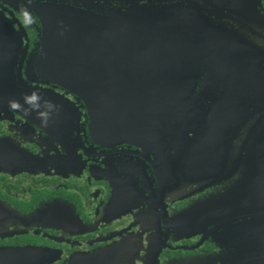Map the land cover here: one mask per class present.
<instances>
[{
    "label": "flooded vegetation",
    "instance_id": "af4514ba",
    "mask_svg": "<svg viewBox=\"0 0 264 264\" xmlns=\"http://www.w3.org/2000/svg\"><path fill=\"white\" fill-rule=\"evenodd\" d=\"M85 1L115 13L167 5L178 19H193L182 25L207 19V25L236 29L235 37L214 38L211 43L220 45H206L204 56L236 49L264 62V0ZM76 2L82 6L80 0H0V25L10 36L0 37V74L9 76L0 84V250L32 248L46 254L44 264H71L111 249V264H148L151 246L159 243V264H251L252 257L239 251L264 248V232L254 229L264 198L255 187L249 195L239 192L256 186L252 160L230 154L227 165L218 164L226 152L204 148V134L194 129L181 133L180 149L177 133L167 134L165 125L137 143L102 124L113 118L95 120L83 101L49 76L55 66L38 62L43 24L31 7ZM258 39L260 48L252 44ZM258 64L237 66L264 74V63ZM183 220L186 231L179 229Z\"/></svg>",
    "mask_w": 264,
    "mask_h": 264
},
{
    "label": "water",
    "instance_id": "95a60500",
    "mask_svg": "<svg viewBox=\"0 0 264 264\" xmlns=\"http://www.w3.org/2000/svg\"><path fill=\"white\" fill-rule=\"evenodd\" d=\"M80 1L81 7L77 2L38 3L30 9L43 24L38 62L55 66L49 76L83 101L95 120L113 118L102 124L129 133L137 143L158 135L159 125H165L167 134L177 133L175 142L180 149L181 133L194 129L204 134L200 139L204 148L226 152L218 164L227 165L230 154L247 164L252 165V160L258 181L256 186L239 187L240 196L249 195L255 187L256 196L264 198V74L250 67L239 71L237 66L264 62L250 51L237 54L235 49L215 58L204 56L203 51L208 44L220 45L211 43L214 38L237 36L236 29L207 25V19H196L200 25H182L179 22L193 19L184 15V20L178 19L172 7L156 3L115 13ZM4 29L0 25L3 41L10 37ZM223 65L234 74L222 70ZM7 80L9 76L1 73L0 84ZM19 84L26 83L19 80ZM256 213L254 229L260 234L264 232V204H257ZM242 221L250 229V222ZM179 229L187 230L184 220ZM163 249L153 244L148 264H159ZM114 253L106 249L80 255L71 264H111ZM239 253L251 256V264H264V248ZM45 257L43 251L32 248L0 250V264H44Z\"/></svg>",
    "mask_w": 264,
    "mask_h": 264
},
{
    "label": "rangeland",
    "instance_id": "374dc122",
    "mask_svg": "<svg viewBox=\"0 0 264 264\" xmlns=\"http://www.w3.org/2000/svg\"><path fill=\"white\" fill-rule=\"evenodd\" d=\"M256 30H258L259 31V28H257ZM237 32V31H236ZM239 33H241L242 35H243V30H241V31H238ZM262 40H260V39H258L256 42H254V43H252L253 45H255V44H257V46L260 48V42H261Z\"/></svg>",
    "mask_w": 264,
    "mask_h": 264
}]
</instances>
